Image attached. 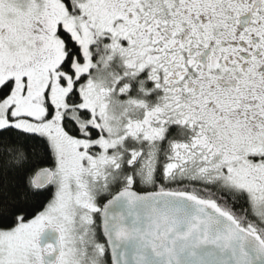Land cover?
<instances>
[{"label": "snow or ice", "instance_id": "obj_1", "mask_svg": "<svg viewBox=\"0 0 264 264\" xmlns=\"http://www.w3.org/2000/svg\"><path fill=\"white\" fill-rule=\"evenodd\" d=\"M0 264H264V0H0Z\"/></svg>", "mask_w": 264, "mask_h": 264}]
</instances>
